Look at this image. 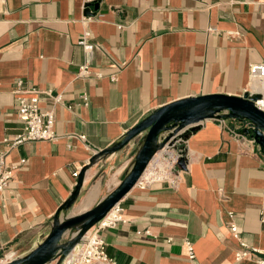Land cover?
Here are the masks:
<instances>
[{"label": "crops", "instance_id": "0c3cea01", "mask_svg": "<svg viewBox=\"0 0 264 264\" xmlns=\"http://www.w3.org/2000/svg\"><path fill=\"white\" fill-rule=\"evenodd\" d=\"M98 4L88 11L84 0H0V150L23 128L14 93L20 79L40 91L41 112L53 110L57 134L8 152L9 163L26 164L0 193V257L37 248L75 189L73 172L159 108L212 94H264L250 72L264 64V0ZM86 31L98 46L91 51L79 44ZM244 131L240 120H208L178 138L172 148L183 150L186 169L178 164L177 180L136 186L121 200L125 221L101 232L109 256L118 264H257L236 260L234 221L264 259V149ZM144 134L87 170L69 214L119 186Z\"/></svg>", "mask_w": 264, "mask_h": 264}, {"label": "water", "instance_id": "95a60500", "mask_svg": "<svg viewBox=\"0 0 264 264\" xmlns=\"http://www.w3.org/2000/svg\"><path fill=\"white\" fill-rule=\"evenodd\" d=\"M94 8L98 9L99 4H95ZM263 100L264 94L260 93H245L241 97L212 94L181 99L159 108L128 131L122 140L91 158L89 164L81 169L71 196L57 210L46 239L28 255L8 264H64L85 235L136 187L155 155L165 147L174 145L178 138H187L189 131L198 130L205 121L248 120L254 126V141L264 149V110L258 104ZM244 133L249 134L250 131L245 129ZM142 134L144 136L134 163L119 186L95 207L78 215L69 214L80 198L87 170L102 159L123 150ZM186 163L184 155L179 166L186 169ZM67 235H70L68 239Z\"/></svg>", "mask_w": 264, "mask_h": 264}, {"label": "built area", "instance_id": "2783aa9c", "mask_svg": "<svg viewBox=\"0 0 264 264\" xmlns=\"http://www.w3.org/2000/svg\"><path fill=\"white\" fill-rule=\"evenodd\" d=\"M101 0H84L86 8H92ZM88 17L87 20H90ZM90 33L86 31L79 44L88 51H91L98 46L89 43ZM251 76L264 81V64H253L250 68ZM83 75L89 73V68L84 65L81 68ZM14 93L17 96V113L19 120L23 123V128L20 133L14 137L5 138L3 143L7 150H0V193L4 192L9 183L15 178L16 172L21 166L26 164V160L22 159L19 163H9L7 161L8 152L25 143L37 141H54L57 139L55 133V115L53 110L46 112L40 111V91L37 89H24L23 80H18ZM61 97L56 98L59 102ZM85 105H88V98L84 96ZM259 104V103H258ZM260 106V104H259ZM261 107V106H260ZM264 110V109H263ZM243 127L250 131L249 134L253 138V124L246 120L242 121ZM85 140V137H82ZM254 139V138H253ZM175 145V144H174ZM172 146H167L159 151L152 159L144 175L138 181L136 186L147 187L155 182H163L177 180L179 173L177 167L181 158L185 155L182 149H173ZM80 170L73 172L74 178L78 179ZM120 205L117 204L101 221H99L85 235L82 242L74 249V251L66 258L64 264H118L114 258H111L107 252V243L101 232L114 228L119 222L125 221ZM230 217H234L230 213ZM229 229L232 236L239 242L240 248L236 251V260L251 259L257 264H264V259L258 255V251L250 249L249 246L242 240L238 226L234 221L229 222ZM88 235V236H87ZM185 245L189 251V258H195L193 244L189 240H185ZM16 258L0 259V264H8ZM55 263V262H54ZM52 263V264H54ZM56 264V263H55Z\"/></svg>", "mask_w": 264, "mask_h": 264}, {"label": "bare ground", "instance_id": "6f19581e", "mask_svg": "<svg viewBox=\"0 0 264 264\" xmlns=\"http://www.w3.org/2000/svg\"><path fill=\"white\" fill-rule=\"evenodd\" d=\"M261 81H262V80H261ZM262 82H263V81H262ZM262 82H259V81H257L256 79H254V80H253V84H254L253 89H255V91L258 90V91H263V92H264V83H262ZM253 84H252L251 86H253ZM262 103H263V106H262ZM259 104H260L261 108L264 109V100L261 101ZM89 234H90V233H88V235H89ZM88 235H87V236H88Z\"/></svg>", "mask_w": 264, "mask_h": 264}, {"label": "rangeland", "instance_id": "374dc122", "mask_svg": "<svg viewBox=\"0 0 264 264\" xmlns=\"http://www.w3.org/2000/svg\"><path fill=\"white\" fill-rule=\"evenodd\" d=\"M252 87H254V84H253V86H252ZM262 106H263V103H262ZM4 257H5V256H4V255H2L0 258H1V259H4ZM15 257L17 258V254H16V253L13 255V258H15Z\"/></svg>", "mask_w": 264, "mask_h": 264}]
</instances>
